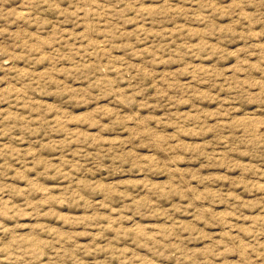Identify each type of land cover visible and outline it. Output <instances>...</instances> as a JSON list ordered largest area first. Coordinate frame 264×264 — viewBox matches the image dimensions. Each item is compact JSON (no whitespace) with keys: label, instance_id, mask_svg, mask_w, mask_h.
I'll use <instances>...</instances> for the list:
<instances>
[{"label":"rangeland","instance_id":"374dc122","mask_svg":"<svg viewBox=\"0 0 264 264\" xmlns=\"http://www.w3.org/2000/svg\"><path fill=\"white\" fill-rule=\"evenodd\" d=\"M0 264H264V0H0Z\"/></svg>","mask_w":264,"mask_h":264},{"label":"bare ground","instance_id":"6f19581e","mask_svg":"<svg viewBox=\"0 0 264 264\" xmlns=\"http://www.w3.org/2000/svg\"><path fill=\"white\" fill-rule=\"evenodd\" d=\"M104 70V69H103Z\"/></svg>","mask_w":264,"mask_h":264}]
</instances>
